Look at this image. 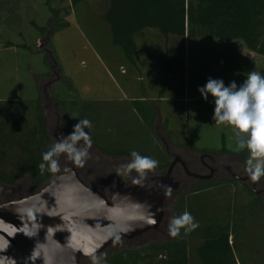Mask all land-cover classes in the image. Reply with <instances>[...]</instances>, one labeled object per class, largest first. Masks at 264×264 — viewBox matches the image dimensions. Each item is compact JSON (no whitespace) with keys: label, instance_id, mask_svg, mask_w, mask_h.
<instances>
[{"label":"rangeland","instance_id":"374dc122","mask_svg":"<svg viewBox=\"0 0 264 264\" xmlns=\"http://www.w3.org/2000/svg\"><path fill=\"white\" fill-rule=\"evenodd\" d=\"M51 6L59 10L58 17L67 24L51 36V50L61 75L70 80L75 98L57 82L43 88L45 81H41L38 91L35 89L33 75L43 74L47 68L42 62L44 41L30 22L40 27L47 24L49 13L44 0H0V101L26 102L39 96L42 103L45 93L42 110L49 136L55 144L59 140L57 131L60 139L68 131L59 119L55 126L56 107L52 98L65 102L75 100L74 116L77 120L91 121L92 127L85 131L97 145L90 149V158L83 167L76 165L84 182L109 196L117 187L164 174L172 155L181 158L190 172L209 175L201 167L202 154L186 150V142L197 148L218 150L222 136H226V147L237 150V137L232 128L212 119L214 98L209 94L205 101L198 89L206 85L209 78L222 79L225 86L232 81L239 86L246 80V70H240L233 49V46L242 47V42L225 43L190 36L165 39L155 30L146 29L135 39L137 50L132 65L110 44L102 20L106 9L104 0L84 1L73 8L68 0H61ZM103 49H107L108 54ZM167 61L170 64L168 72ZM58 68L53 67L55 73ZM55 78L51 75L46 81ZM159 99H164L161 102L164 105ZM132 102L141 104L133 105ZM152 105L158 119L149 125L135 108L147 112L145 108L151 110ZM160 105L167 109H161ZM21 111L25 119L32 120L29 105H22ZM164 112L166 117L161 115ZM165 121H168L171 140L162 130ZM99 148L107 153L125 155H104ZM134 150L157 160L158 166L143 176L135 171L127 172L122 166L131 161ZM209 155L229 167L234 175L247 179L233 181L229 173L218 171L210 179L211 184L204 186L198 184L202 181L188 177L181 165H176L171 176L180 189L165 201L164 217L158 229L132 240L112 243L97 256L99 264L118 251H138L152 243L164 244L175 239L168 235L169 221L176 216L175 205L182 194L196 185H200L201 190L187 192L186 210L201 227L205 222H221L228 227L237 264H264V180L253 182L246 171V161L240 156ZM69 163L62 154L55 175L65 173ZM28 183L25 177L14 187L0 185V203L31 195ZM186 236L190 264H200L196 249L202 243L201 234L192 232ZM159 258L154 255L142 264H158ZM79 264H93V261L82 258Z\"/></svg>","mask_w":264,"mask_h":264},{"label":"trees","instance_id":"16d2710c","mask_svg":"<svg viewBox=\"0 0 264 264\" xmlns=\"http://www.w3.org/2000/svg\"><path fill=\"white\" fill-rule=\"evenodd\" d=\"M61 0H44L49 17L45 26H37L30 22L31 27L41 36L45 44L43 64L47 72L33 75L35 89L38 91L39 83L45 81L43 88L51 84L60 83L75 98L76 92L70 80L61 75L57 66L55 55L51 50V36L67 27L58 17L59 10L52 8V4ZM70 8L84 1L95 0H68ZM106 9L102 20L109 34L110 44L117 48L122 57L134 65L133 57L136 53L135 39L140 37L144 30H155L161 37L171 36L184 39L185 36L196 38H211L221 42L230 43L240 41L250 51L264 58V0H104ZM14 13V8L12 9ZM51 63V64H50ZM167 72L169 62H166ZM53 67L58 68L55 73ZM54 75L56 78L46 81ZM57 118L62 122L68 133L73 131V126L78 122L74 116L75 100L68 102L52 98ZM133 105L141 104L132 102ZM29 105L32 120L25 119L21 111L22 105ZM40 97L33 101H0V185L14 187L25 177L28 178L29 189L32 194L39 191L55 172L39 170L42 154L54 144L46 126ZM143 109L135 108L141 119L153 125L158 119L155 106ZM168 139L172 134L168 131V122L162 124ZM93 145L97 148L96 143ZM186 150L195 154H213L240 156L245 161L249 158L247 149L230 151L226 148L225 138H221V147L218 150L199 149L192 143L184 144ZM99 152L104 155L122 156V152L107 153L101 148ZM188 168V167H187ZM76 170V164H75ZM189 171V170H188ZM190 172V171H189ZM78 178L88 187L76 170ZM193 173V172H191ZM264 180V177H261ZM233 181H236L235 179ZM211 184L210 180L198 184ZM138 184V183H135ZM130 186V185H128ZM200 185L191 188L188 193L200 191ZM99 191L96 188H93ZM180 189V188H179ZM100 192V191H99ZM181 195L175 205L176 216L186 211V195ZM101 193V192H100ZM255 195L257 198L258 196ZM173 194L170 193L167 198ZM24 197H16L10 201ZM166 198V200H167ZM165 200V201H166ZM1 204V203H0ZM197 221V220H196ZM199 222V221H198ZM161 223V222H160ZM160 226V225H159ZM201 234L202 243L196 249L200 264H237L233 243L227 226L221 222H205L204 226L192 231ZM190 232V233H192ZM189 234V233H188ZM158 255V264H190L187 247V236L181 230L180 236L172 241L152 243L138 251H118L101 260V264H142Z\"/></svg>","mask_w":264,"mask_h":264},{"label":"water","instance_id":"95a60500","mask_svg":"<svg viewBox=\"0 0 264 264\" xmlns=\"http://www.w3.org/2000/svg\"><path fill=\"white\" fill-rule=\"evenodd\" d=\"M57 135L60 139L58 131ZM176 165L190 178L212 179V173L189 172L177 156L164 174L117 187L107 199L78 178L70 160L67 171L39 191L0 204V264H79V259L98 256L114 242L157 230L167 196L179 189L171 177Z\"/></svg>","mask_w":264,"mask_h":264},{"label":"clouds","instance_id":"9594fccd","mask_svg":"<svg viewBox=\"0 0 264 264\" xmlns=\"http://www.w3.org/2000/svg\"><path fill=\"white\" fill-rule=\"evenodd\" d=\"M198 90L205 101L208 100L209 94L214 98L212 119L217 124L232 128L237 137V150L247 149L249 152L246 171L250 179L253 182L260 180L264 177V75L250 71L246 80L239 86L235 81L225 86L222 79L209 78L206 85ZM91 127L90 120L82 119L73 126L71 133L62 134L61 139L42 154V162L38 166L40 172L58 171L59 157L62 154L77 166L83 167L90 158V149L93 146L89 133L85 131ZM131 157V161L122 167L129 173L135 171L139 176L154 170L159 163L135 150L131 152ZM198 227L199 222L186 210L170 219L168 235L177 238L181 230L187 235ZM91 259L93 264H99L97 256L92 255Z\"/></svg>","mask_w":264,"mask_h":264},{"label":"crops","instance_id":"0c3cea01","mask_svg":"<svg viewBox=\"0 0 264 264\" xmlns=\"http://www.w3.org/2000/svg\"><path fill=\"white\" fill-rule=\"evenodd\" d=\"M233 49L236 52L235 55L237 56V61L239 63L240 70L243 71V72L246 70V74L245 75H248V73L250 71H257V72H260L261 75H264V62L262 61V59L264 60L263 57L255 54L253 52H250L244 45L242 47H239V48H238V46H237V48L233 46ZM103 52L108 54V50L107 49H103ZM184 53H185V51H184ZM161 102H164V99H159V103L160 104H161ZM185 102H186V100H184V104H186ZM161 105H164V104H161ZM160 106L158 108H160ZM161 109L165 110L167 108L165 106H161ZM161 115H162V117H166V113L165 112L162 113ZM224 138H225V143H226V136H224ZM199 149H202V148H199ZM203 149H205V148H203ZM227 149L230 150V151H238V150H233V149H230V148H227ZM239 151H241V150H239Z\"/></svg>","mask_w":264,"mask_h":264},{"label":"flooded vegetation","instance_id":"af4514ba","mask_svg":"<svg viewBox=\"0 0 264 264\" xmlns=\"http://www.w3.org/2000/svg\"><path fill=\"white\" fill-rule=\"evenodd\" d=\"M175 157H177V156H173L172 155V161H173V159L175 158ZM181 159V158H180ZM171 161V162H172ZM183 161V160H182ZM207 161V162H206ZM200 162H201V167H202V169L205 171V172H208L209 173V175L212 173V178L214 177V175L218 172V171H225V172H227V173H232V171H231V169L229 168V167H227L226 165H224V164H221L220 162H219V160L216 158V157H214V156H212V155H209V154H202L201 156H200ZM184 164H185V166H186V168L188 167V165L184 162ZM169 166V165H168ZM180 166V165H179ZM177 167V166H176ZM176 167H174V169H173V172H174V170L176 169ZM226 168H228L229 170H227ZM188 169V168H187ZM173 172H172V174H173ZM195 174H197V173H195ZM198 175H200V174H198ZM173 176V175H172ZM171 176V177H172ZM200 176H208V175H200ZM250 177V176H249ZM248 177V178H249ZM173 179V178H172ZM174 181V180H173ZM206 181V180H205ZM178 183V182H177ZM179 188H180V185H179ZM254 189V188H253ZM254 191V190H253ZM102 193V192H101ZM112 193L113 192H111V194L109 195V196H105L103 193V195L105 196V198H107V199H109L110 197H111V195H112ZM258 194V193H257ZM156 231V230H155Z\"/></svg>","mask_w":264,"mask_h":264}]
</instances>
